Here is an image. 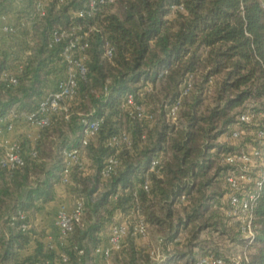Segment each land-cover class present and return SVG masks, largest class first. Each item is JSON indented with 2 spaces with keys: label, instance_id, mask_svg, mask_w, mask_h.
I'll list each match as a JSON object with an SVG mask.
<instances>
[{
  "label": "trees",
  "instance_id": "obj_1",
  "mask_svg": "<svg viewBox=\"0 0 264 264\" xmlns=\"http://www.w3.org/2000/svg\"><path fill=\"white\" fill-rule=\"evenodd\" d=\"M26 2L11 24L17 30L2 34L10 43L0 49V119L34 111L64 76L67 41L49 46L53 30L77 24L86 32L85 73L63 102L66 109L38 129L33 145L17 141L23 163L0 165V264H186L210 255L264 264L261 0H114L98 4L91 16L78 15L84 0H51L40 17L36 0ZM10 3L0 0V16ZM5 70L16 73V86L6 85ZM129 94L134 104L126 103ZM89 119H99V127L82 145ZM122 132L127 140L110 145ZM71 148L84 166H73L65 186L81 212L66 243L54 246L34 237L31 218L54 198L64 151ZM237 153L249 156L248 180L234 189L226 178L243 163L227 157ZM110 157L117 164L103 175ZM231 195L248 199L249 211L232 204ZM116 213L125 216L126 233L102 261L94 250L107 239ZM249 214L251 236L241 228ZM140 220L144 236L135 230ZM150 234L161 239L163 260L150 257ZM31 240L34 250L21 257Z\"/></svg>",
  "mask_w": 264,
  "mask_h": 264
},
{
  "label": "built area",
  "instance_id": "obj_2",
  "mask_svg": "<svg viewBox=\"0 0 264 264\" xmlns=\"http://www.w3.org/2000/svg\"><path fill=\"white\" fill-rule=\"evenodd\" d=\"M51 0H36L35 9L37 16L40 17L45 13V5ZM61 1V0H60ZM85 6L78 11V15H89L91 16L93 12L98 8V4L102 3H111L114 0H84ZM261 6L264 8V0H261ZM17 30V26H12L9 23H6L3 20V17H0V34L3 33H14ZM82 27L80 25H73L71 29H55L52 31L49 38V46L53 44H58L62 40L67 42L61 50V57L65 64V73L64 76L56 82L53 89L48 90L43 97L39 100L37 108L29 113L23 114L25 122L30 126H33L37 129L49 124L51 115L56 112L60 107L66 109L65 105H62L64 101L72 98L77 91V81L79 77H83L85 73V67L82 63V52L85 50L87 43L83 40L85 38L86 32H81ZM110 49L108 50V54ZM22 65H18V71H20ZM2 79L5 81L7 86H16L18 83V77L16 73L11 71H3L1 74ZM187 89V88H186ZM127 104H134V99L131 94L126 98ZM138 116H143L144 111L141 106L135 105ZM176 112V105H173L170 108L169 116L174 119ZM250 114L241 115V119H249ZM99 119H89L84 123L82 130L81 144L85 145L90 136L94 135L99 127ZM13 121L11 118L0 119V132L5 130H11L13 128ZM234 135H237V132H234ZM127 135L122 132L119 135L112 136L109 139V144L114 145L118 141H126ZM32 155H35V151L32 149ZM229 161L233 162H242V168L240 171H233L227 176V181L230 186L234 189H237L241 182L248 180V176L243 172L245 170V162L249 160V156L246 153H237L231 154L227 157ZM157 161L152 160V166ZM23 163V157L21 154L20 146L17 141H13L3 149L0 154V165L6 168H13L15 166L21 165ZM117 164V159L110 157L105 167L102 170L103 175L108 174ZM74 165H78L80 168L84 166V162L80 158V154L77 149L71 148L64 151V168L61 173V183H67L69 181L70 172ZM259 184V181H257ZM144 188H147V184L144 183ZM254 198L253 193L249 194V199ZM231 203L241 204L243 211H249L250 204L248 199L242 198L238 199L235 195H231ZM81 212V205L78 202L77 205L71 210H67L65 206H60L59 210L54 217V225L58 230V241L59 245H64L67 240V235L72 229V223L74 220H78L79 214ZM21 227L24 229L27 227V224H21ZM248 236L252 235L251 231V216L248 215V218L241 226ZM127 223L126 220L116 221L109 225L107 239L97 246L94 250L98 259L102 261H107L112 250H116L120 247L122 239L126 233ZM135 230L138 234L144 236L146 234L145 227L143 222L140 220L136 224ZM161 239L158 241L160 246ZM159 249L152 248L150 250V257L153 260H163L164 253ZM63 260L66 259V256L62 254ZM241 256L231 258L229 263H225L222 258L213 257V256H202L194 260L188 261L186 264H243Z\"/></svg>",
  "mask_w": 264,
  "mask_h": 264
},
{
  "label": "crops",
  "instance_id": "obj_3",
  "mask_svg": "<svg viewBox=\"0 0 264 264\" xmlns=\"http://www.w3.org/2000/svg\"><path fill=\"white\" fill-rule=\"evenodd\" d=\"M3 19L6 17L5 15H1ZM8 48V42L5 37H2L0 34V49ZM14 125L11 130H3L0 132V154L3 149L7 147L13 141H25V143L30 146L33 145L37 134L38 129L30 126L21 116V118H17L16 120H12ZM74 199L72 193L68 191L64 183H58L55 186L54 198L51 201L39 204L38 208L32 215L31 221L35 229V238L41 239L46 243H51L54 246L59 245L58 241V230L54 225V217L60 206H65L67 210H71L73 208ZM124 219L125 216L120 213L115 214L116 219ZM35 243L34 240H31L27 247L20 251V256L25 257L28 254L32 253L34 250ZM99 263H101L99 261ZM98 263V264H99ZM103 264V262H102Z\"/></svg>",
  "mask_w": 264,
  "mask_h": 264
},
{
  "label": "rangeland",
  "instance_id": "obj_4",
  "mask_svg": "<svg viewBox=\"0 0 264 264\" xmlns=\"http://www.w3.org/2000/svg\"><path fill=\"white\" fill-rule=\"evenodd\" d=\"M7 7L10 9L6 11V17L3 20L6 23L16 24V14L21 13L23 11L25 12V9L28 7V4H27L26 0H11L10 5L9 6L7 5ZM6 39H7V42L9 44L10 40L7 37H6ZM123 220L124 219H119V218L116 219V221H123ZM149 236L151 238L152 247L155 249H159L158 248V247H160L158 245L159 239L157 238V236L154 234H152V235L150 234Z\"/></svg>",
  "mask_w": 264,
  "mask_h": 264
}]
</instances>
